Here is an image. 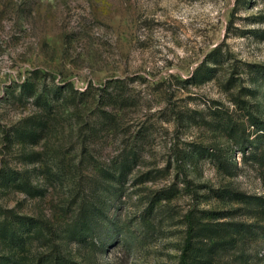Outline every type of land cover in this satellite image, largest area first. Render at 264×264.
Listing matches in <instances>:
<instances>
[{"label": "rangeland", "instance_id": "374dc122", "mask_svg": "<svg viewBox=\"0 0 264 264\" xmlns=\"http://www.w3.org/2000/svg\"><path fill=\"white\" fill-rule=\"evenodd\" d=\"M261 69L264 0H0V255L264 264Z\"/></svg>", "mask_w": 264, "mask_h": 264}, {"label": "trees", "instance_id": "16d2710c", "mask_svg": "<svg viewBox=\"0 0 264 264\" xmlns=\"http://www.w3.org/2000/svg\"><path fill=\"white\" fill-rule=\"evenodd\" d=\"M258 74L261 77H264V69L258 70ZM204 75V74H202ZM26 87H24L25 89H27L28 91H31L30 88L32 86H30V84H26L24 85ZM42 96H40L41 99ZM254 124L257 125L259 130H264V124L259 121V120H255ZM262 134H264V132H262ZM264 136V135H262ZM261 143H264V139L262 140ZM261 147V146H259ZM263 147V146H262ZM254 158L260 162V161H264V148L263 150L260 151V153L254 152ZM15 218L19 219L21 222V226L24 227V229H27V231H33L34 228L37 226L35 223V220L32 218H23V217H19V216H15ZM74 232H76V234H80L82 236V232L75 230ZM0 237L3 241L8 242L9 244H12V246H18L21 247L25 244L26 242V238L23 236H20L19 233L16 232V230H14L13 228H11V226H9L6 222H2L0 221ZM191 239H192V227L190 228V234H189V238H188V242L187 245L189 246V244L191 243ZM57 263V262H56ZM0 264H22L19 259L13 257L12 255H0ZM63 264V263H61ZM182 264H190V260L187 256V252H184L183 257H182Z\"/></svg>", "mask_w": 264, "mask_h": 264}]
</instances>
